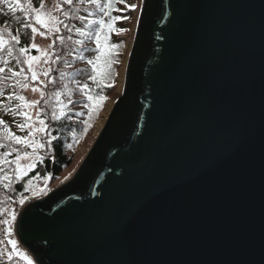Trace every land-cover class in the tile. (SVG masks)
<instances>
[{
	"label": "water",
	"instance_id": "95a60500",
	"mask_svg": "<svg viewBox=\"0 0 264 264\" xmlns=\"http://www.w3.org/2000/svg\"><path fill=\"white\" fill-rule=\"evenodd\" d=\"M101 130L17 214L36 264H264V0H143Z\"/></svg>",
	"mask_w": 264,
	"mask_h": 264
},
{
	"label": "snow or ice",
	"instance_id": "6c2138e0",
	"mask_svg": "<svg viewBox=\"0 0 264 264\" xmlns=\"http://www.w3.org/2000/svg\"><path fill=\"white\" fill-rule=\"evenodd\" d=\"M118 3H125V0H56L55 8L49 11L45 7V0H0V15L16 21L18 27L9 28L7 25L0 26V109L6 102L8 111L13 117H22L23 119L16 123V128L26 135L20 136L14 134L10 128L0 132V165H15L12 169V176L7 173L0 175V185L10 188L13 176L16 180H23L30 170H34L36 164L42 163L45 156L41 151H47L52 147L53 141L57 138L49 131L51 125L45 122L47 117L51 121H61L67 116L65 111L68 104L71 103V94L80 92L86 96L89 103L82 105L90 113L94 109L101 107L100 101L91 94L90 83L99 84L102 81L109 80L112 77L110 71L114 61L111 59L113 52L108 46L109 33L127 31V29H114V23L118 20L129 19V17L114 16V11H120L114 7ZM143 3V0H141ZM126 7L135 8L137 6ZM83 10L85 14L77 15ZM21 15H17V13ZM75 19L79 22L69 24L67 21ZM31 34V42H26V37ZM67 33V35L65 34ZM39 35L45 39L51 37L47 49L41 50L35 44V37ZM59 45L64 46L70 42L68 48L69 57H74L90 66L91 71L88 79L81 81L78 79L79 70L75 73H68L64 69L71 67L68 60L53 49ZM94 43L95 48L89 49L87 45ZM113 45L112 48H115ZM35 49L40 52V56L31 55V50ZM92 51L97 53L93 57H87L85 53ZM43 59L48 66L42 71L37 70L36 64ZM63 60L64 69H58L61 80H68V83H62L59 89L55 88L56 78L52 73L56 69L52 68L53 63ZM41 77L43 79L41 80ZM39 81V86H33L32 82ZM69 83L75 85L69 88ZM7 84V89L3 87ZM54 85L53 89L47 90L48 85ZM31 87L33 93H39L38 100L28 101L25 96L21 95L19 90ZM7 94L5 95V93ZM68 97L67 102L61 99ZM41 101L43 103H41ZM19 102V103H16ZM14 105V106H13ZM35 110V119L33 114L28 111ZM80 115L81 113H76ZM5 121L0 118V126L5 125ZM86 131V129H85ZM39 134V135H38ZM31 148L32 151H21ZM15 153V159L9 160L8 157ZM21 160H29L27 165H21ZM3 167H0V173H3ZM7 181V183H5ZM31 182H29L30 184ZM28 186H25L27 190ZM21 205L24 199L20 200ZM16 219V214H12V221ZM12 221H5L11 225ZM12 245L11 252L8 254V260L11 261L15 256L26 261V264H33V260L23 251H18L16 241L9 240ZM3 254L0 253V256Z\"/></svg>",
	"mask_w": 264,
	"mask_h": 264
},
{
	"label": "rangeland",
	"instance_id": "374dc122",
	"mask_svg": "<svg viewBox=\"0 0 264 264\" xmlns=\"http://www.w3.org/2000/svg\"><path fill=\"white\" fill-rule=\"evenodd\" d=\"M55 4H56V0H45V7L47 10L49 11H53L55 8ZM125 5H129V6H137L135 8L132 7H126ZM141 0H125V3H118L116 5H114L115 8L120 9V11H114L112 13V15L114 16H121V17H129V19H121L118 20L114 23V29H127V31H120V32H116L115 30H113L112 32L109 33V43L108 46L109 48H111V46L113 45V41L114 40H119V39H123L124 43L122 45L120 52L118 53V57H115L114 61L118 60V65H116L115 63H113V67L116 69H113L110 71L112 72V77L109 80L106 81H102L99 84H93L89 81L90 83V88H91V94L97 99L99 100V97H104V99L102 101H100L101 103V107L97 110L94 109L91 113L82 107L83 104L85 103H89L86 99V96L81 94L80 92H75L71 94V103L68 104V108H74V112L73 110L70 111L68 108L65 110L67 113L68 112H73L72 115L77 116H81L83 115L84 117H93L95 114V121L91 124V126L89 127V122L87 123V125L85 126L86 120H82L79 119V117L77 118L78 120H80L81 125H83V131L80 134L81 137L79 140H76L70 147V154L72 155L71 158V163L69 166H67L62 174L60 175V177L56 180V181H50L48 179H44L39 177L37 174L30 176L27 178L28 174H30V172L34 171V170H30L27 174V176H25L23 178V180H16L15 177L13 176L12 179V185L16 183H21L22 184V188H23V192L26 195H22L18 198V200L16 202H14L10 207L9 210L10 212L7 214L8 218L7 221H12V214L15 213L16 217L17 214L19 212V210H21V208L27 203L28 200H32V199H40L42 197H44L46 194H48L49 192H51L52 190L60 187L61 185H63L64 183H66L67 181H69L74 174L76 173L77 169L80 167L81 163L83 162L84 158L86 157V155L88 154L91 146L93 145L94 141L96 140L97 136L99 135L100 131H102L101 129L103 128V125L105 122H107L108 116L111 113L114 104L116 102V100L118 98L121 97L123 89H124V79H125V67H126V63H127V59L133 44V38L135 35V30H136V26H137V22H138V17H139V13H140V9H141ZM111 38H113L114 40H112ZM35 44L41 49V50H45L47 49L49 43H51V37H49L48 39H45L39 35H37L35 37ZM115 42V41H114ZM92 48H95V44L94 43H90L89 44ZM31 55H36V56H40L41 53L37 52L35 49L31 50L30 52ZM97 53L95 52H91L89 54H87V57H93L94 55H96ZM48 65L44 63L43 59H41L40 61L37 62L36 64V68L39 71H42L43 69H45ZM79 67L83 68L86 72V76L82 77L80 80H87L89 73L91 71V68L89 65H87L84 62H80ZM43 79V77H41V80ZM33 86H39V81L37 82H32ZM3 87L5 89H7V84H4ZM75 85L71 86V88H74ZM111 89L109 95L107 97H105L106 95V91H104V95H102L101 91L103 90H107ZM20 94L25 96V98L28 101H32V100H38L39 99V93H33L31 91V87L28 89H22L19 90ZM7 94V92L5 93V95ZM19 103V102H16ZM14 106V105H13ZM79 111V112H76ZM28 111H30L33 114V118L35 119V110L33 109H29ZM76 113H81L80 115H77ZM0 118H2L6 123L4 126H0V132H3L6 128H10L11 131L16 134V135H20V136H24L26 135V131L25 132H20L17 128H16V123L19 122L20 120H22V117H13V115L8 111V105L5 102L4 103V107L2 109H0ZM41 118L45 119L43 116H41ZM46 122V119H45ZM100 122H102V125H100ZM86 129V131H85ZM39 135V134H38ZM16 147L21 148V151H28L31 152L32 149L28 148V149H23L22 146L20 145H16ZM8 149H3L0 151H5ZM45 151H41V155L44 154ZM15 153H13L12 156H9L8 159L9 160H13L15 159ZM21 165H27L28 163H30L29 160H21L20 161ZM39 163V162H38ZM37 163V164H38ZM37 164L35 166V168L37 167ZM0 167H3L4 172L0 173V175H3L4 173H7L9 176H12V169L15 167V165H8V164H3L0 165ZM29 182H31L29 184ZM5 183H7V181H5ZM28 186L27 190H25V186ZM24 199V203L23 205H21L20 200ZM6 211L4 210V216L6 215ZM16 220V219H15ZM15 220L11 222V225H9L8 223H6L4 226L0 225V229L4 228V234L0 235L2 238V246H1V252L3 255L0 256V264H8V254L11 252L12 249V245L8 243L9 240H15L16 243V248L18 251H23L25 252L28 256H30L33 260V264H36L33 257L31 256V254L24 248L22 247V245L19 243L16 234H15ZM13 262L11 264H26V261L21 260L18 256L13 257Z\"/></svg>",
	"mask_w": 264,
	"mask_h": 264
},
{
	"label": "trees",
	"instance_id": "16d2710c",
	"mask_svg": "<svg viewBox=\"0 0 264 264\" xmlns=\"http://www.w3.org/2000/svg\"><path fill=\"white\" fill-rule=\"evenodd\" d=\"M0 7L4 8L5 11H7L6 6L4 5H0ZM85 14L83 12V10L81 9V11L79 13H77V15H82ZM17 15H21V13H17ZM69 24H73L76 23L77 26H79V22L75 19H71L67 21ZM7 25V27L9 28H16L18 27V25L16 24V21L10 18H6L2 15H0V26L3 25ZM67 35V33H65ZM112 40H114L113 38H111ZM115 41V42H114ZM113 41V45H116L115 48H112L111 46V50L113 52V55L111 57V59L114 61L115 57H118V53L120 52L122 45L124 43L123 39H119V40H114ZM26 42H31V34L29 33L28 36L26 37ZM109 43V41H108ZM90 44V43H89ZM87 45V47L89 49H92V47L90 45ZM70 42H66V44L64 46L59 45V42H57V46L53 49L54 51H57L58 53L61 54V56L63 57V60H68L69 63L71 64V67L64 69V63L63 60L57 62V63H53L51 66L53 69H56V71H54L52 73V76H54L56 78V82H55V88L59 89L61 87L62 83H68L67 79H64L63 81L61 80L60 76H59V71L58 69H64L66 72L68 73H75L77 70H79V75H78V79H81L83 76H86V72L83 68L79 67L80 60L78 59H74V57H69L68 55V48L70 47ZM92 51H89L87 53H85V55L91 53ZM114 63L116 65H118V60L114 61ZM116 69L113 67V64L111 66V70ZM82 81V80H81ZM85 81V80H83ZM73 86V84L69 83V88ZM54 85L49 84L48 85V89L47 90H51L53 89ZM104 91H106V95L105 97H107L111 91V89L107 90H103L101 91L102 95H104ZM61 99L65 100V102H67L68 97H62ZM41 103H43L41 101ZM70 111L73 110L74 112V108H68ZM98 110V109H97ZM73 112H68L67 116L62 118L61 121H51L50 119H48L47 117H44L46 119V123L50 124L51 127L49 129V131H51L52 135L55 136L57 139L53 141L52 147L50 149H47L46 152H44L43 156H45V159L43 160L42 163H38L37 167L35 168L34 171L30 172V174H28L27 178L30 176H33L35 174H37L39 177L44 178V179H48L50 181H56L60 175L62 174L63 170L70 165L71 163V158L72 155L70 154V147L71 145L74 143H76V140H79L81 137V133L83 131V125H81L80 120H78L77 118L79 117V119L82 120H86L85 126L87 125L88 121L89 122V127L91 126V124L95 121V114L93 117H84L83 115L81 116H75L72 115ZM76 112H79L76 110ZM76 141V142H75ZM3 150V149H0ZM24 196L26 194H24L23 192V188H22V184L21 183H16L13 186H11L10 188H5L3 187V185H0V225L4 226L6 223L5 221H7L8 218V213L10 212L9 207L18 200V198L20 196ZM4 210L7 212L6 215L4 216ZM4 234V228L0 229V235ZM3 238V236H2ZM2 238L0 236V250H1V246H2ZM1 252V251H0ZM13 262V260L8 261V264H11Z\"/></svg>",
	"mask_w": 264,
	"mask_h": 264
},
{
	"label": "flooded vegetation",
	"instance_id": "af4514ba",
	"mask_svg": "<svg viewBox=\"0 0 264 264\" xmlns=\"http://www.w3.org/2000/svg\"><path fill=\"white\" fill-rule=\"evenodd\" d=\"M139 18H140V13H139V17H138V22H137V26H136L135 34H136V31H137V27H138V25H139ZM134 40H135V35H134V38H133V44H132V47H133V45H134ZM132 47H131V49H132ZM130 51H131V50H130ZM129 56H130V53H129ZM129 56H128V59H129ZM128 59H127V62H128ZM126 65H127V63H126ZM125 69H126V67H125Z\"/></svg>",
	"mask_w": 264,
	"mask_h": 264
},
{
	"label": "bare ground",
	"instance_id": "6f19581e",
	"mask_svg": "<svg viewBox=\"0 0 264 264\" xmlns=\"http://www.w3.org/2000/svg\"><path fill=\"white\" fill-rule=\"evenodd\" d=\"M102 125V122H100V125L99 126H101Z\"/></svg>",
	"mask_w": 264,
	"mask_h": 264
}]
</instances>
